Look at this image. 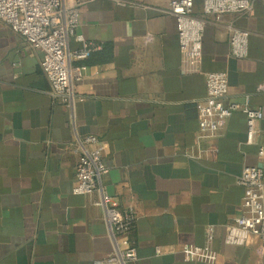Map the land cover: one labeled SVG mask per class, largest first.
I'll return each instance as SVG.
<instances>
[{
    "label": "crops",
    "instance_id": "obj_1",
    "mask_svg": "<svg viewBox=\"0 0 264 264\" xmlns=\"http://www.w3.org/2000/svg\"><path fill=\"white\" fill-rule=\"evenodd\" d=\"M70 0H63L69 3ZM171 0H92L79 9L77 33L92 47L71 111L53 103L40 53L0 22V264H96L112 241L95 202L130 209L129 264H208L183 260L179 248L216 253L211 264H264V241L225 242L242 212L245 170L264 165V3L220 21L203 17L200 68L186 71ZM248 32V53L230 55L225 25ZM146 37H150L149 40ZM73 37L68 50L82 48ZM227 75L226 102L260 107L251 143L246 116L234 111L212 137L198 138L196 103L205 73ZM95 135L108 171L100 190L74 194L77 139ZM155 247L162 253L156 255Z\"/></svg>",
    "mask_w": 264,
    "mask_h": 264
},
{
    "label": "built area",
    "instance_id": "obj_2",
    "mask_svg": "<svg viewBox=\"0 0 264 264\" xmlns=\"http://www.w3.org/2000/svg\"><path fill=\"white\" fill-rule=\"evenodd\" d=\"M92 0H0V22L17 34L35 51L40 53L39 67L49 89L48 96L53 103L73 110L82 101L75 90L76 83L83 77L85 66L74 64L81 61L92 50L77 33L80 6ZM258 0H203L204 16H212L220 21L226 14L244 15ZM264 3V0H260ZM193 0H171L167 13L177 24L178 44L186 71L197 72L200 68L202 34L206 21L192 14ZM228 33L230 55L244 58L248 53V32L232 24L225 25ZM82 43V48L68 50L70 38ZM147 40L150 37H146ZM206 92L197 101L198 138L212 137L222 128L225 119L234 111L246 116L245 143H251L255 134V122L262 117L260 107L242 103L226 102L227 75L224 72L205 73ZM257 91L264 93V80ZM78 156L75 163L74 194H88L100 190V178L108 171L102 159L99 140L95 135L77 139ZM258 154L264 157V146ZM236 183L243 188L242 212L226 226L225 242L230 245H245L252 236L264 241V165L245 170ZM103 211V218L112 241V251L96 264H129L136 259V251L127 239L135 225V216L128 209L119 211L110 207L103 197L95 202ZM179 252L185 261L211 264L216 253L210 249L194 245H182ZM162 253L155 247V254Z\"/></svg>",
    "mask_w": 264,
    "mask_h": 264
}]
</instances>
